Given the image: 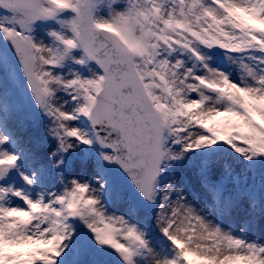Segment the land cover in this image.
<instances>
[{
    "label": "snow or ice",
    "instance_id": "obj_1",
    "mask_svg": "<svg viewBox=\"0 0 264 264\" xmlns=\"http://www.w3.org/2000/svg\"><path fill=\"white\" fill-rule=\"evenodd\" d=\"M0 264H264V0H0Z\"/></svg>",
    "mask_w": 264,
    "mask_h": 264
}]
</instances>
